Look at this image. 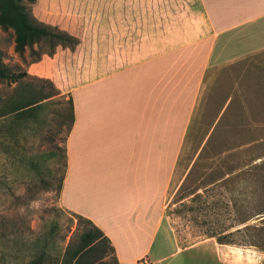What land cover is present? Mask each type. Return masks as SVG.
Segmentation results:
<instances>
[{
    "label": "rangeland",
    "instance_id": "obj_1",
    "mask_svg": "<svg viewBox=\"0 0 264 264\" xmlns=\"http://www.w3.org/2000/svg\"><path fill=\"white\" fill-rule=\"evenodd\" d=\"M160 7L168 11L165 25L187 19L194 23V7L186 0H163ZM75 8H92L90 19L100 14V6L75 7L61 0H36L31 12L40 22L70 34L99 27L91 20L70 22ZM239 10L238 19H258L264 6ZM231 22L221 25L233 28L214 31L206 20L205 37L170 54L174 84L182 81L192 89L204 70L188 107L190 116L173 119V173L152 258L165 253V239L178 248L205 241L204 264H264V18ZM76 39L73 49L57 48L41 59L55 56L63 70L71 59L81 61L99 47L98 37ZM13 47L12 32L0 28L1 62L30 76L23 81L27 92L51 97L19 118L0 119V264H25L39 256L44 264H57L81 226L59 204L68 94L57 91L50 80L52 85L35 80L39 78L28 71L36 63L24 64ZM23 57L31 60L29 50ZM13 87L0 83V96ZM173 109L174 115L186 113L177 102Z\"/></svg>",
    "mask_w": 264,
    "mask_h": 264
},
{
    "label": "crops",
    "instance_id": "obj_2",
    "mask_svg": "<svg viewBox=\"0 0 264 264\" xmlns=\"http://www.w3.org/2000/svg\"><path fill=\"white\" fill-rule=\"evenodd\" d=\"M159 1L61 0L75 7L100 6L93 19L92 8L69 13L70 22L91 20L99 29L68 33L98 37L99 47L81 61L71 59L66 69L59 68L55 56H44L28 72L52 81L72 105L60 206L97 227L118 264H137L143 257L153 264H204L205 241L178 248L164 238L165 253L151 255L162 232L161 206L173 173V119L190 116L188 107L204 70L192 89L182 81L174 84L170 54L205 37L206 20L212 30L221 31L234 27L221 25L227 21L264 18V12L258 19L237 18L239 8L261 7L264 0H186L194 7V23L167 25L168 11ZM174 102L184 105L186 113L174 115Z\"/></svg>",
    "mask_w": 264,
    "mask_h": 264
},
{
    "label": "trees",
    "instance_id": "obj_3",
    "mask_svg": "<svg viewBox=\"0 0 264 264\" xmlns=\"http://www.w3.org/2000/svg\"><path fill=\"white\" fill-rule=\"evenodd\" d=\"M36 0H0V28L11 31L13 35V50L20 56L23 63L29 65L38 62L43 55H53L58 47L73 49L78 41L67 32L55 26L38 21L31 12V6ZM29 50L31 60L26 62L23 54ZM30 76L24 71L6 67L0 59V83L14 85L10 94L0 96V119L8 116L19 118L37 109L43 101L51 97L42 91L27 92L24 80ZM35 80H40L34 78ZM52 85V83L48 82ZM31 87V86H30ZM69 120L73 118L70 99ZM66 169V156L64 172ZM64 173L60 182L62 185ZM77 222L78 235L74 242H70L65 248L64 254L57 264H118L114 249L104 234L89 220L72 214ZM264 221V218L262 219ZM109 259V262L107 261ZM25 264H44L42 257H33Z\"/></svg>",
    "mask_w": 264,
    "mask_h": 264
},
{
    "label": "built area",
    "instance_id": "obj_4",
    "mask_svg": "<svg viewBox=\"0 0 264 264\" xmlns=\"http://www.w3.org/2000/svg\"><path fill=\"white\" fill-rule=\"evenodd\" d=\"M137 264H153L147 257L141 258Z\"/></svg>",
    "mask_w": 264,
    "mask_h": 264
}]
</instances>
